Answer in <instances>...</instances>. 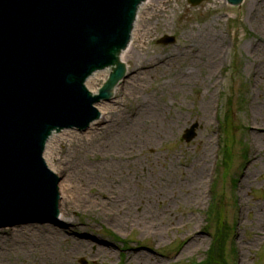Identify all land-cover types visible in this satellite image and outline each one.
Listing matches in <instances>:
<instances>
[{
	"label": "rangeland",
	"instance_id": "rangeland-1",
	"mask_svg": "<svg viewBox=\"0 0 264 264\" xmlns=\"http://www.w3.org/2000/svg\"><path fill=\"white\" fill-rule=\"evenodd\" d=\"M148 8L138 20L143 29L150 24L148 32L139 41L135 40L133 56L123 61L127 76L118 83L113 96L99 104L124 109L122 90L131 91L132 84L140 82L145 89L135 87L134 97L127 99L128 106L134 107L132 100L139 102L149 97L164 106L158 124L151 129L154 143L143 147L140 180L146 192L155 193L167 184L172 188L169 186L167 191L168 201L160 198L151 204L154 212L144 213L145 207L139 205L132 210L137 215L126 223H117V216L106 209L103 212L72 210L68 217L81 233L75 237L107 244L111 251L95 255V247L91 245L89 253L80 254L70 262L137 264L135 253L142 252L156 259L157 264H264V137L259 143L253 139L255 124L262 122L255 114L264 117V0H258L253 8L248 0H242L237 6L225 0H201L195 5L187 0H156ZM216 30L223 38L222 54L207 67L208 56L204 53L207 33ZM164 35L173 36L174 41L158 42ZM170 51L177 52L170 69L152 65L147 75L133 81L132 73L138 64ZM102 72L93 80L96 90L107 78L108 72L105 78ZM178 73L186 80L185 84L158 89ZM99 112L97 122L109 117L104 110ZM203 115L204 121H200ZM96 126L100 125L93 123L86 130L61 131L50 141V167L61 178L57 219L65 199L61 189L65 178L60 170L62 160H59L68 146L65 140L75 134L81 139L87 138ZM190 126H195L196 135L185 141L182 134ZM262 129L264 132V122ZM207 139L211 141L209 159L202 168L197 160ZM131 167L130 164L128 172ZM196 180L197 186L191 188ZM123 181L124 178H113L114 196L125 198L136 191L132 185L130 190L123 191ZM93 192L95 188L91 189ZM212 199L216 201L214 204ZM167 202L170 203L167 214L171 217L170 224L157 221L163 235L157 242L158 236L152 230L144 231L141 227L160 218ZM211 204L214 208L209 210ZM28 224L32 223L21 225ZM16 226L0 228L4 241L9 239V228ZM189 233L200 238L191 249L187 248L191 240ZM29 258L23 246L14 247L5 263L33 264Z\"/></svg>",
	"mask_w": 264,
	"mask_h": 264
},
{
	"label": "water",
	"instance_id": "water-1",
	"mask_svg": "<svg viewBox=\"0 0 264 264\" xmlns=\"http://www.w3.org/2000/svg\"><path fill=\"white\" fill-rule=\"evenodd\" d=\"M142 1L0 0V226H71L54 219L60 177L43 159L45 142L53 130H86L97 120L94 104L108 101L125 75L118 55ZM104 68L108 77L93 93L86 81ZM194 136L195 126L183 134Z\"/></svg>",
	"mask_w": 264,
	"mask_h": 264
},
{
	"label": "bare ground",
	"instance_id": "bare-ground-1",
	"mask_svg": "<svg viewBox=\"0 0 264 264\" xmlns=\"http://www.w3.org/2000/svg\"><path fill=\"white\" fill-rule=\"evenodd\" d=\"M257 1L258 0H248L250 8L255 7ZM155 2L156 0H144V7H139L130 37L131 42L128 44L126 52L122 51L118 55L121 61H125L127 57L133 56L131 51L133 50L135 40L139 41L145 33L148 32L147 25L150 24L144 26L143 29V25L139 23L138 20L143 18V13H146L149 10L148 7ZM221 41H223V38L220 36L219 31L216 30L207 33L206 52H204L205 55L208 56L207 67L212 64L211 62L215 57L222 54L220 49ZM176 59L177 52L170 51L165 56H155L150 60L138 64L132 73L134 76L133 81L147 75V71L150 70V66L152 65L156 66L157 69L163 66H167L170 69ZM102 71L100 74L105 78L107 71ZM98 73L99 71L94 72V75L87 79L88 88L91 86L92 92L96 90V83L94 84L93 80L95 76L99 75ZM129 73L130 71L128 74ZM211 73L213 75V72ZM181 77L179 73L172 76L168 82L159 85L158 89L163 90L170 87L172 84L180 86L183 82L185 84L186 80H183V77ZM206 80L208 81V78H206ZM132 86L133 89L131 91L126 92L122 90L121 98L126 102V107L124 109L114 106L111 107L109 104L104 105L103 103H97V109L104 110L109 117L94 122L100 126H96L92 134L87 138L84 137L81 139L79 136H76L78 134H75L68 135L69 137L65 140L68 142V146L64 147L59 157V160H62L60 170L64 175L63 178H65V183L61 186L65 199L61 215L56 219L71 224V226L59 225L60 227H47L43 224L35 225L32 223L28 225L18 224L15 228H9V239L4 241L3 236L0 235V264H6L5 259L13 252V248H21V246L25 248L28 255L30 254L29 259L32 258L33 264H71L70 261L75 260L80 254L84 255L89 253V247L91 245L95 247L93 251L95 255L104 253L110 254L111 248L107 246V244L94 243V241L83 239V237H75V234L81 233H79V230H76L77 228L72 225L73 222L70 217H68L72 210L100 209V211L103 212L106 209L108 213H114L115 217L117 216V223H126L130 220V217H135L137 215L135 212H132V210L139 205L145 207L143 208L144 213L147 212V210H151L152 213L154 211L152 210L151 204L156 199L161 198L163 201H168L167 191L169 186L172 188V185L167 184L163 189L155 193H150L144 190L145 185H143L140 180L143 147H145L146 143L148 145L154 143L155 137H153L151 129L158 124L160 114L164 111V106L158 103L156 104L153 101L154 99L149 97L146 100L142 98L139 102L132 100L135 102V105L133 108H130L127 99L134 97V88L136 87L138 89L142 87V90L145 89L144 85L140 82L136 85L133 83ZM155 100H157V98ZM203 108L202 111L205 112L204 104ZM255 118L262 119L259 125L255 124V131L253 133L255 143H259L264 137L262 129L264 117L257 113L255 114ZM200 121H204V115L200 118ZM53 137H55V133L51 135V139ZM210 142L208 139L205 140L202 146V155L197 160V164L201 165L202 168L209 159L210 149L208 150V147ZM51 144L52 142L47 141L44 151V158L49 166H51V162H49L51 159L49 154L52 150ZM134 157L135 159L132 161ZM125 158H128V160L125 161ZM130 164L132 167L130 168V172H128ZM113 178H124L121 184L123 191L125 188L130 190L131 185L132 188L135 187L136 191H132L133 194L125 198L114 196L111 192ZM197 183V180L192 182L190 185L192 186L191 188L196 187ZM93 188H95L96 192L91 193V189ZM197 195L196 193V197H199ZM113 206L114 208H112ZM109 208H111V210H109ZM58 210H60V206ZM168 210H170V203L167 202L163 207V211L161 212L162 216L160 218H154L153 221L147 222V224L144 222L146 226L141 227L144 231L152 230L155 235L158 236L157 242L163 237L159 225L164 223L170 224L171 217L169 218L167 216ZM158 220L160 224H157ZM189 236L191 240L187 243V248L191 249L196 247L200 238L192 233H189ZM69 239L71 240L69 243H64ZM20 252H22V250H20ZM135 257L137 264H157L156 259H153L149 255L145 256L142 252L135 253Z\"/></svg>",
	"mask_w": 264,
	"mask_h": 264
},
{
	"label": "trees",
	"instance_id": "trees-1",
	"mask_svg": "<svg viewBox=\"0 0 264 264\" xmlns=\"http://www.w3.org/2000/svg\"><path fill=\"white\" fill-rule=\"evenodd\" d=\"M219 251V253H223V250L222 249H217ZM209 264V263H208Z\"/></svg>",
	"mask_w": 264,
	"mask_h": 264
}]
</instances>
